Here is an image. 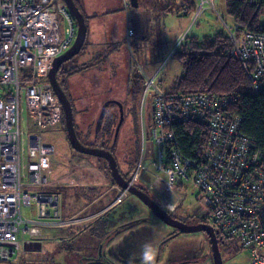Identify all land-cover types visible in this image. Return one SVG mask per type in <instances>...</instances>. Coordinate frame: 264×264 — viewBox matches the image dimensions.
Instances as JSON below:
<instances>
[{
    "label": "built area",
    "instance_id": "built-area-1",
    "mask_svg": "<svg viewBox=\"0 0 264 264\" xmlns=\"http://www.w3.org/2000/svg\"><path fill=\"white\" fill-rule=\"evenodd\" d=\"M210 3L196 0L201 9ZM226 25L234 41L232 54L242 62L253 89L264 90V32ZM76 33L74 17L63 0H0V264L10 261L27 236L38 233L41 227L64 225L71 219L62 216V193L44 189L50 183L43 173L44 159L56 153V146L45 144L43 133L63 117L49 72L56 57L70 48ZM133 35L134 30L128 28L127 40ZM138 70L147 80V90L158 89L160 68L153 77L141 64ZM157 94L151 127L143 129L140 155L130 182H144L174 206L185 197L178 190L179 182L191 184L204 211L198 217L209 220L219 244L238 240L241 248L249 251L246 264H264V176L243 171L264 154L253 150L248 156L250 140L240 134L238 116L228 112L233 97L168 93L163 89ZM24 104L36 125L29 136L31 159L27 163L22 162ZM188 121L206 123L211 134L202 164L176 148L171 151L170 161L165 155L167 143L174 141L173 123ZM128 193L122 188L115 203ZM34 201L45 202L39 212L45 219L23 215L22 206H32Z\"/></svg>",
    "mask_w": 264,
    "mask_h": 264
},
{
    "label": "rangeland",
    "instance_id": "rangeland-1",
    "mask_svg": "<svg viewBox=\"0 0 264 264\" xmlns=\"http://www.w3.org/2000/svg\"><path fill=\"white\" fill-rule=\"evenodd\" d=\"M75 1L78 6L84 5L86 7L82 10L88 17L86 44L84 49L74 57L73 61L65 62L60 73V80L68 85L70 95L74 99V122L77 125V132L87 144L94 143L93 133H96L102 110L109 103H121L124 105V118L116 140V146L112 147V149L113 151L115 149L114 155L117 157L119 167L123 172L128 173L127 175L129 176L126 179L130 181L135 171V168L131 165L136 162L139 145L141 147L139 138L144 133L143 129L147 130V128L151 127L154 99H157L158 89H171L176 78L184 71L181 62L173 58L175 51L184 40L182 37L187 35L190 37L212 35L217 30L224 28V19L231 23V17L226 12L225 0H208L211 2L210 6L201 9L196 5L188 20L183 19L184 17L180 18L175 13H168L163 19L165 27L162 40L159 41L157 39L158 41L155 40L154 42L153 40L150 42L144 41L136 33L131 38V41L135 42L136 45L130 46L127 38L122 36L124 28H126L127 18L124 21L114 15V12L105 13L111 7H114V4H116L115 0ZM171 9L168 8L170 12L172 11ZM134 10L131 7L129 17H131V25L139 30L142 23L132 16ZM196 12L198 15L195 14ZM155 13H158V11H155ZM75 27L78 29L76 21ZM92 27L97 32L90 34ZM94 35L98 39L92 42ZM143 63L149 72L154 69L152 63L155 65L161 64L160 73L156 77L158 89L147 90V80H143L144 76L138 70L139 64L143 65ZM72 69L73 71H71ZM68 71L71 72L69 73ZM155 75L156 73H151L149 77ZM64 76L67 78L66 82L63 80ZM23 106L22 125L25 135L22 145V162L27 163L31 159L29 157V136L31 132L36 131V125L33 123L32 116L30 112L28 113L29 110L27 111L26 105L24 104ZM111 110L115 111L114 114L118 121L121 115L119 114V105L111 107ZM44 132L43 142L56 146V153L44 159L43 173L50 181L44 189L45 191H51L49 187L57 185L68 186L66 199L64 200L62 196V203L64 202L65 211L68 214L73 213V215L67 216L62 212L64 218H71L67 224L43 226L38 233L27 236L28 239L21 246L18 253L8 261L10 264H81L89 257L102 255L101 242L105 243L107 239H109L108 243L110 244H104V254L108 253L112 257L113 252L117 255H123L127 260H133V257L145 249V246H136L137 244L133 243L115 244L122 240L124 234L128 231L132 233V236L135 235L134 237L130 236L131 238L128 241L149 242L152 249L150 253L153 252L155 254L160 244H164L163 249L160 248L163 259L158 264H163L169 257L172 258V263L185 259H191L195 263L197 262L196 264H209L214 261L210 240L206 232L183 233L176 240L163 241L167 233L174 228L164 223L148 206L144 205L139 198L130 192L125 202L114 208V212L125 210L124 213L127 214L128 210H130L128 208L135 210H137L135 208L137 206L143 208L140 213L136 212L138 219L132 225L127 224V226L115 229L111 225L103 227V220L92 221L96 218V214L88 216L87 219L82 217L83 214L79 210L84 205L83 201L87 203L92 189L87 190L88 194L84 199L77 201L71 196L75 190H79L82 187L78 184L80 183L78 173L80 171L82 173V168L87 166L92 169L90 173L95 174V177L99 179L106 178L103 186L99 187L98 193L95 194L96 196L100 193L97 198L100 199V203H105L100 209H104L106 203L109 202L108 205L112 203L113 200L111 198L115 197V201L122 187L110 179L103 159L80 153L72 147L67 138L64 124L60 122L48 127ZM113 134L114 132L112 137ZM76 167H78L77 173L75 171ZM23 172L27 174V170L24 167ZM25 179L29 180L27 177ZM130 184L138 188H140L139 186H144V182L141 181L130 182ZM111 187H114V190ZM29 189L32 190V188ZM147 190L160 198L154 189L147 188ZM189 194L181 202L183 210L181 208L178 209L176 205L174 206V202L169 200L164 202L160 198V201L163 206L167 207L163 208L169 213L177 210L179 215L189 213L192 215L193 212L190 211L192 208H198L203 213L204 211L199 206L200 204L195 196L191 193ZM34 202L36 203H33L32 206H22V213L25 217L37 218L40 210L45 206L44 201ZM171 206L174 210L170 209ZM105 210H102V212ZM102 216L100 215V217ZM100 217L98 218L100 219ZM39 218L45 219L46 217L40 214ZM139 232L142 233L139 234ZM148 234L150 238H147ZM222 254L226 264H246L248 262L249 251L241 248L238 240H233L231 244L223 245Z\"/></svg>",
    "mask_w": 264,
    "mask_h": 264
},
{
    "label": "trees",
    "instance_id": "trees-1",
    "mask_svg": "<svg viewBox=\"0 0 264 264\" xmlns=\"http://www.w3.org/2000/svg\"><path fill=\"white\" fill-rule=\"evenodd\" d=\"M195 7L196 0H183L182 4L171 10L177 15L191 16ZM225 8L227 14L231 17V23L224 19L223 29L217 30L212 35H204L202 37L185 36L173 55V58L181 62L184 71L176 78L171 89L165 91L180 94L206 93L210 96L222 94L233 97L230 100L228 112L231 115L238 116L239 132L250 140L252 149L248 156L254 152L253 150H260L264 154V90L253 89L249 75L243 69L242 62L232 54L231 49L234 41L230 38L226 25L228 24L229 27L238 25L242 31L264 32V0H256L255 2H251V0H225ZM165 12L166 14L170 12L168 7H166ZM128 42L130 46L135 44L131 39ZM84 46L82 49H84ZM64 119L63 113L61 123H64ZM116 119L114 111H108L103 116L102 122L99 119L96 133H93V139L95 138L94 140L97 144L105 142L111 136L116 126L114 122H118ZM172 129L174 131V141L170 140L169 144L167 143V149L165 150L167 160H171V151L176 148L183 156L189 157L200 164L204 163L211 137L207 124L200 121L173 123ZM140 142L141 138H139V144ZM140 150L141 147L139 145L138 158ZM138 158L131 165L133 168H135ZM104 162L110 179L115 183L108 163ZM246 162H248V159H246ZM243 171L249 174L255 172L258 177H263L264 158L259 157V160L254 165L245 166ZM261 172L262 175L260 174ZM246 175L247 173H243L244 177ZM49 189L61 192L64 200L66 199L68 186L57 185L49 187ZM178 190L185 194V197L189 193L193 194L192 186L189 183L185 184L180 181ZM185 197L177 204L178 209H182L181 202L186 199ZM190 211L193 212L192 216L198 217L202 215L198 208H192ZM180 215H183L188 220L192 217L190 216L191 214ZM5 264L10 263L5 262Z\"/></svg>",
    "mask_w": 264,
    "mask_h": 264
},
{
    "label": "water",
    "instance_id": "water-1",
    "mask_svg": "<svg viewBox=\"0 0 264 264\" xmlns=\"http://www.w3.org/2000/svg\"><path fill=\"white\" fill-rule=\"evenodd\" d=\"M63 1L65 2L68 10L74 17L75 21L77 22L78 29L73 45L66 52L56 57V59L54 60L53 65L49 72V80L61 102L64 118H65L66 132L72 147L80 153L86 155L104 157L105 159H107L108 162L110 163V169L115 182L119 184L123 189H128V191L131 194L135 195L141 201H143L152 210V212L156 216H158L164 223L174 228H177L179 229V231L184 233H191L197 231L206 232L210 240L214 263L224 264L222 253L219 246V241L212 226L204 223L188 224L183 221H180L179 219L174 218L167 210H165L154 199H152L144 190L138 188L135 185L130 184V181H128L120 172L116 157L111 151H109L106 148L88 146L82 143L81 140L79 139L74 122L73 105L70 99L68 98V96L66 95L65 91L62 89L57 74L63 63L72 59L82 50L87 37V23L83 11L77 5L75 0H63ZM130 1L132 6L138 7L139 5L138 0H130ZM118 104L121 105V103ZM123 118L124 115L123 112H121L120 120L118 122V126L116 129V134H118V130L120 125L122 124Z\"/></svg>",
    "mask_w": 264,
    "mask_h": 264
},
{
    "label": "flooded vegetation",
    "instance_id": "flooded-vegetation-1",
    "mask_svg": "<svg viewBox=\"0 0 264 264\" xmlns=\"http://www.w3.org/2000/svg\"><path fill=\"white\" fill-rule=\"evenodd\" d=\"M128 2H129V5H131V1H128ZM74 57L72 59L68 60V61H73ZM64 64L65 63H63L62 66L60 67V70L58 71L57 77H58V80L60 81V85L62 86V89L65 91L66 95L70 99V101H71V103L73 105V110H74L75 109V103L73 101L74 99L70 95V92H69V89H68V85L65 84L63 81L60 80V73H61V70L63 69L62 67L64 66ZM66 79H67L66 76H64L63 77V80L65 82H66ZM117 104L109 103L102 110L101 117H100L101 122H102L103 116H105L108 111H113V110H111V107H114ZM118 105H119V114H121V112L124 113V111H123L124 105H122V104L121 105L118 104ZM119 120H118V122H119ZM74 121H75V118H74ZM118 122H114V125L116 123V126L114 127L115 128V131H114L113 137H112V134H111V136L108 137L106 139V141L103 142V143L101 142L100 144L99 143L97 144L95 142V140H94V143L93 144H87V143H85V140L83 141V138L79 135V132H77L78 133V137H79V139L81 140L82 143H84V144H86L88 146H94V147H100V148L103 147V148H106L109 151H111L113 154H115V149L113 151L112 147H115L116 146V140H117V137H118V134H119V130H120V127H119L118 134H116V129H117V126H118ZM64 123H65V119H64ZM64 123L62 122V124H64ZM75 127H76V130H77V125L76 124H75ZM96 157H98V159H103V161H106V163H108V166H109V169H110V163L108 162L107 159H105L104 157H99V156H96ZM116 160H117V157H116ZM118 167H119V165H118ZM119 170H120V172L122 173V175L124 177H126V178L128 177V175H127L128 173L123 172L120 167H119ZM110 171H111V169H110ZM139 187L142 190H144L152 199H154L161 207H165V206H163L162 202L160 201V198L158 196H156L154 193L151 194L152 192L148 191L147 190V187L145 185L143 187H141V186H139ZM128 196H129V194L127 196H125L123 199H121V201L118 202V203H115V201L113 200L112 203H110L109 207L105 211L97 214L96 215V218L94 220H92V221H96V220L100 221V220H103L104 221L103 222V225H104L103 227H107V226L111 225V226H113V228L115 227V229H119V227L127 226V224H131L132 225L136 221V219H138L137 216H136V212H139L140 213L143 208H140L138 206L135 207L137 210L132 209V208H128L130 210H128V213L127 214L124 213L125 210H123L122 212H114V208L117 205L124 203L125 202V199ZM143 204L146 205L144 202H143ZM172 210H174V209H172ZM170 214L174 218L179 219L180 221H183V222L188 223V224L204 223V224L211 225L210 222H209V220H207V219H200L197 216L194 217V216L190 215L192 217L188 220V219L184 218L183 215H179L178 211L170 212ZM100 215H103V216L100 217ZM98 217H100V219ZM183 233L184 232L179 231V229L174 228L172 231H170V232L167 233V235H166V237L164 238L163 241L176 240L179 237V235H181ZM130 236H132V233H131ZM128 238H129L128 235H126V236H124L123 241H118L115 244H132L133 243V244H137L136 246H141V245L145 246V249L143 251L139 252V254L137 256L133 257V260H127V259L124 258L123 255H117V254H115L113 252H112V257L109 256L108 253L107 254H104V250H103L104 247H105L104 244H110V243H108L109 239H107L105 241V243L104 242H101V244H102V255H97V256H94V257H89V258H87L86 261H84L81 264H158L163 259L161 257L160 248L163 249L162 247H163L164 244H160V247L157 248V250L155 249L156 252H155V254H153V252L150 253V251L152 249L150 248V243L149 242H144V243H141V242L139 243L137 241L131 242V241H128L127 240ZM147 238H150V235L149 234H148ZM219 246H220V250H221V253H222L223 244L220 243ZM171 260H172V258L169 257L168 259H166V262H163V264H196L197 263V262L195 263L191 259H185V260H181V261H175V263H172ZM223 262H224V264H226V262L224 261V259H223ZM209 264H215V263H214V261H212Z\"/></svg>",
    "mask_w": 264,
    "mask_h": 264
},
{
    "label": "crops",
    "instance_id": "crops-1",
    "mask_svg": "<svg viewBox=\"0 0 264 264\" xmlns=\"http://www.w3.org/2000/svg\"><path fill=\"white\" fill-rule=\"evenodd\" d=\"M115 1H116V4H114V7H111V9L109 11L105 12V13L114 12V15H117L120 19H123L124 21H126V18H127V24H125L126 28H124L122 36L124 38H126L128 28H132L134 30V35L133 36H135L136 33H138L142 37L141 38L142 40L148 41V42L153 40V42H154L157 39L159 41L162 40V35H163V32H164L163 29L165 27L163 19L168 14V13L166 14V12H165L166 11V7L175 8L178 5L182 4L183 0H177V1L175 0L177 3L175 1H173V0H138V3H139L138 7H134L132 5L128 6L127 2L130 1V0H115ZM79 7H80L81 10H84V8H86L84 5H80ZM131 7H133L135 9L132 12V16L136 17L142 23V25H141L139 30H137L133 25H131L132 21H131V17H129V15L131 14V12H130ZM155 11H158V13H155ZM169 13H175V12L171 11ZM85 15L86 14L84 13V16ZM178 16L180 18L184 17L183 19H187V20L190 19L189 16H182V15H178ZM85 17H86V23H87V18L88 17H87V15ZM128 17H129V19H128ZM87 27H88V23H87ZM95 32H97V30L94 27H92L90 34L91 33H95ZM106 37H108V35H106ZM96 39H98V37L96 38V36L94 35L93 38H92V42L94 40H96ZM135 45H136V43H135ZM152 65H153L154 69H153L152 72H149L146 69L145 64L143 63L144 70L149 75H151V73L152 74L156 73L157 70L161 66V64H156L155 65L153 63H152ZM91 170L92 169L88 168L87 166H85V168H82V173H81V171L78 173V178L80 180L79 181L80 183H78V184L81 185L82 187L79 190H75L74 193L71 194L72 198H75L78 201L80 199H84L87 196V194H88L87 190L92 189L91 192H90L91 194H90V197H89L87 203L85 201H83L84 205L79 210L83 214L82 217H84L86 219L88 218V216H91L93 214L97 215V214L101 213L102 210H105L106 207L110 205V204L108 205V203H109L108 202V203H106V207H104V209L103 208L100 209L101 207H103L105 205V203L104 202L100 203L101 202L100 199L97 198L100 193L98 195H96V196H95V194L98 193L97 192L98 188L103 186L106 178L99 179L98 177H95V174L90 173ZM75 171L77 173L78 167H76ZM86 172H87V174H86ZM113 188L114 187H111L112 190H114ZM91 195H93V196L91 197ZM114 198L115 197H113L111 200H114ZM61 205H62L61 209H62L63 214H65L67 216H72L73 215V213L68 214L65 211L64 202ZM79 211H77V212H79ZM48 229H53V228H48ZM62 230H64V229H62ZM140 233H142V232H139V234ZM126 235H128V237L131 238L130 237V235H131L130 231H128L126 234H124V236H126ZM124 236H123L122 240H120V241H123ZM134 236L135 235H133L132 237H134Z\"/></svg>",
    "mask_w": 264,
    "mask_h": 264
},
{
    "label": "bare ground",
    "instance_id": "bare-ground-1",
    "mask_svg": "<svg viewBox=\"0 0 264 264\" xmlns=\"http://www.w3.org/2000/svg\"><path fill=\"white\" fill-rule=\"evenodd\" d=\"M172 208H173V207L171 206V208H170V209L172 210Z\"/></svg>",
    "mask_w": 264,
    "mask_h": 264
}]
</instances>
